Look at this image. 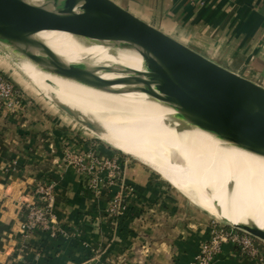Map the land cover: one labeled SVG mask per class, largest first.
I'll list each match as a JSON object with an SVG mask.
<instances>
[{
    "label": "crops",
    "instance_id": "crops-1",
    "mask_svg": "<svg viewBox=\"0 0 264 264\" xmlns=\"http://www.w3.org/2000/svg\"><path fill=\"white\" fill-rule=\"evenodd\" d=\"M111 1L144 22L148 17L164 22L178 42L264 88V0ZM0 60L4 69L9 62L1 55ZM20 97L14 113L0 115V264H188L197 250L195 239L156 243L148 255L136 256L141 244L127 240L130 222L116 234L101 218L117 188L93 193L87 178L62 160L64 150L77 148L65 117L29 96ZM95 150L116 155L100 145ZM119 158L126 200L134 212L168 196L156 175ZM42 181L54 185L55 235L41 230L22 235L21 204L31 200L33 187ZM135 227L136 236L142 228Z\"/></svg>",
    "mask_w": 264,
    "mask_h": 264
},
{
    "label": "bare ground",
    "instance_id": "bare-ground-1",
    "mask_svg": "<svg viewBox=\"0 0 264 264\" xmlns=\"http://www.w3.org/2000/svg\"><path fill=\"white\" fill-rule=\"evenodd\" d=\"M24 1L56 10L51 0ZM42 27L30 38L42 42L71 73L97 86L59 76L22 55L20 65L26 64L28 78L50 101L93 124V129L80 125L102 141L158 170L215 218L264 234V210L252 202L256 195L264 197V154L185 123L170 104L143 92V76L133 72L143 70L137 48L88 40L67 26L50 23ZM26 48L34 55L40 53ZM42 80L57 88V97ZM232 181L241 191H233ZM249 190L251 196L246 194Z\"/></svg>",
    "mask_w": 264,
    "mask_h": 264
},
{
    "label": "water",
    "instance_id": "water-1",
    "mask_svg": "<svg viewBox=\"0 0 264 264\" xmlns=\"http://www.w3.org/2000/svg\"><path fill=\"white\" fill-rule=\"evenodd\" d=\"M51 1L55 11L24 0H0V50H6L18 65L24 55L52 73L97 87L71 73L42 42L30 38L50 23L70 27L88 40L133 46L142 57L143 70L133 72L143 76V92L170 104L185 123L264 154L263 87L204 58L111 0ZM27 46L40 53H30ZM55 106L93 129V124L78 119L67 107ZM232 228L264 242L260 232Z\"/></svg>",
    "mask_w": 264,
    "mask_h": 264
},
{
    "label": "rangeland",
    "instance_id": "rangeland-1",
    "mask_svg": "<svg viewBox=\"0 0 264 264\" xmlns=\"http://www.w3.org/2000/svg\"><path fill=\"white\" fill-rule=\"evenodd\" d=\"M146 23L153 26L154 24L157 27H154L158 29L159 31L163 32L164 34L168 35L169 37L173 38L174 40H179L176 38L170 29L166 27L164 22L160 23L154 18H146ZM161 24V25H160ZM160 25V26H158ZM0 55L3 56L8 62L7 65L3 66L4 69H2L3 63L0 60V73L7 76V78L14 84L16 90L18 91L19 95L22 94L29 96V100L31 101H40L46 107H50L51 109H55L58 113H61L63 117H65L64 122L67 123V126L71 127V132L74 134V139L76 140L74 144L77 148L74 150H64L63 152V162L68 165L65 160L64 156L66 154H78V153H84L89 150H93L96 153L95 148L99 145L111 150L114 154H116L119 157H123L127 162H132L135 164H138L141 166L145 171H149L153 173L155 176V179L159 182H162L165 184L168 188V196L165 198H159L156 200L152 205H149L148 207L143 209L135 210L130 208L129 202L127 203L128 210L126 213L122 214L121 216H113L110 213L107 212V204L104 208V211L102 212L101 218L104 220L107 224L110 225L111 229L118 234L119 231L122 232L124 228V223H129L127 234L129 235L127 240L132 242L141 244L139 246V250L141 251L139 254L136 253V256L143 255L146 256L150 253V248L153 244L156 243H170L173 244L174 241H193L194 239L197 242V250L194 252L193 256L189 260L188 264L193 260L195 257L200 245L203 243L209 241L214 235L215 231H218L219 229L223 228L225 230H233L232 226L227 224L225 220L215 218L211 211L200 205L198 202H196L193 199H190L186 195L182 194L178 189H176L169 181H167L162 174L158 172V170L154 169L153 167L149 165L141 164L139 161L135 158L132 159L129 156H125L122 153H125L128 155L123 149H120L118 147H115L111 145L108 141H102L98 139L94 134H92L90 131L83 128L80 124H78L76 121H74L72 118H69L66 116L63 112H61L55 105L54 102H49L48 98L44 96L45 94L42 93L41 90H39L36 85L28 78L27 72H29L28 67L26 64L18 65L16 61H14L12 58H10L6 50H0ZM25 66V67H21ZM20 67V68H19ZM25 71V72H24ZM26 73V74H25ZM20 79L24 81L20 83ZM42 83H44V86H47V89L49 91L53 92V95L55 97L58 96V90L56 87H52L48 85L45 80H42ZM56 91V92H55ZM47 98V99H46ZM20 101H22V98L20 97ZM55 105H54V104ZM21 105L19 104L18 107ZM18 109V108H17ZM132 115V114H131ZM134 116V115H132ZM68 117V118H67ZM135 118V117H134ZM112 147H111V146ZM116 149H114V148ZM118 150V151H117ZM120 151V152H119ZM122 152V153H121ZM97 154V153H96ZM99 156H102L98 154ZM105 157V156H104ZM142 162V161H141ZM232 188L234 192L241 191V188L238 183L232 181ZM253 193L252 190H249L246 192L248 196H251ZM253 205L256 206L260 210H264V197L256 195L252 199ZM153 210L154 212H151ZM139 220L140 223H132L133 220ZM138 222V221H136ZM126 224V225H127ZM133 224V225H132ZM139 224V229L137 235H132V233H135V229ZM125 230V229H124ZM254 245L257 249L256 256L252 257L246 254H242L237 250V248L233 247L230 244L227 245V251L223 252V249L221 251V254L218 256V258L212 263L215 264L217 261L223 260V264H243L244 262H255V264H264V242L260 239L253 238ZM145 249H148L147 253H144ZM189 248H187L188 250ZM96 253V252H95ZM97 254V253H96ZM100 259V258H98ZM129 260V259H128ZM132 260V258H130ZM229 262L232 263H228ZM113 261V260H112ZM113 264L112 262H106L105 264ZM114 264H118L117 262H114Z\"/></svg>",
    "mask_w": 264,
    "mask_h": 264
},
{
    "label": "built area",
    "instance_id": "built-area-1",
    "mask_svg": "<svg viewBox=\"0 0 264 264\" xmlns=\"http://www.w3.org/2000/svg\"><path fill=\"white\" fill-rule=\"evenodd\" d=\"M20 104V95L14 84L6 75L0 73V115L14 113ZM65 162L74 167L81 175L87 178L88 188L93 193H99L103 188L116 187V192L107 204V212L113 216L126 213L127 189L122 184L123 170L120 158L117 155L99 156L93 150L78 154H66ZM31 200L23 201L21 208L24 217L20 221L19 230L22 235H28L41 230L55 235V216L53 214L54 185L49 181L37 183L31 193ZM225 244L237 248L242 254L256 256L257 249L253 237L238 230L223 228L214 232L211 239L200 245L190 264H212L221 254ZM145 249L144 253H147Z\"/></svg>",
    "mask_w": 264,
    "mask_h": 264
}]
</instances>
